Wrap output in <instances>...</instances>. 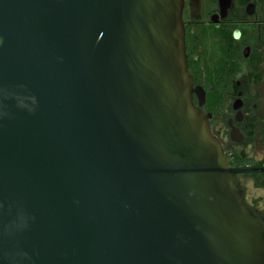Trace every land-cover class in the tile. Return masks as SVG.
Wrapping results in <instances>:
<instances>
[{
  "label": "water",
  "instance_id": "1",
  "mask_svg": "<svg viewBox=\"0 0 264 264\" xmlns=\"http://www.w3.org/2000/svg\"><path fill=\"white\" fill-rule=\"evenodd\" d=\"M183 5L0 0V264H264Z\"/></svg>",
  "mask_w": 264,
  "mask_h": 264
},
{
  "label": "flooded vegetation",
  "instance_id": "2",
  "mask_svg": "<svg viewBox=\"0 0 264 264\" xmlns=\"http://www.w3.org/2000/svg\"><path fill=\"white\" fill-rule=\"evenodd\" d=\"M182 19L195 106L231 166L264 165V0H184Z\"/></svg>",
  "mask_w": 264,
  "mask_h": 264
},
{
  "label": "rangeland",
  "instance_id": "3",
  "mask_svg": "<svg viewBox=\"0 0 264 264\" xmlns=\"http://www.w3.org/2000/svg\"><path fill=\"white\" fill-rule=\"evenodd\" d=\"M263 148V147H262ZM259 148V152L256 153V156L259 157L260 153L264 148ZM244 189H245V198L246 201L250 204H253L259 210L264 208V189L256 187L253 183L252 178L244 177Z\"/></svg>",
  "mask_w": 264,
  "mask_h": 264
},
{
  "label": "trees",
  "instance_id": "4",
  "mask_svg": "<svg viewBox=\"0 0 264 264\" xmlns=\"http://www.w3.org/2000/svg\"><path fill=\"white\" fill-rule=\"evenodd\" d=\"M257 165V164H256ZM259 165V164H258ZM252 180L256 187L264 189V173H252Z\"/></svg>",
  "mask_w": 264,
  "mask_h": 264
}]
</instances>
